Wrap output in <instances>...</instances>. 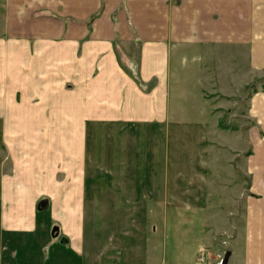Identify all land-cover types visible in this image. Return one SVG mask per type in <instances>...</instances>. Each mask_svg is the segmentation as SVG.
<instances>
[{"label":"crops","instance_id":"crops-1","mask_svg":"<svg viewBox=\"0 0 264 264\" xmlns=\"http://www.w3.org/2000/svg\"><path fill=\"white\" fill-rule=\"evenodd\" d=\"M3 6L0 117L12 158L11 166L0 172L3 241L30 234L41 200L51 202L41 213L64 223L70 239L63 236L61 241L73 244L83 241L84 220L94 208L105 210L101 195L106 204L113 199L114 205L107 207L113 217L122 211L145 216L149 206L137 204L148 195L141 194L144 181L136 172L141 165L135 162L134 139H153L154 146H147L151 158L145 163L146 175H141L146 184L152 183L154 152L164 148L165 153L166 146L168 154L180 152L185 139H192L189 147L196 149L210 139L218 109L231 104L227 91L235 82L240 51L245 50L252 71L264 72V0H3ZM119 47L138 49L137 71L122 64ZM18 92L19 104L13 99ZM10 105L17 110L4 113ZM251 107L248 118L257 122L251 168L262 186L264 91L253 95ZM87 123L113 129L132 151L123 161L118 152L109 161L107 168L120 173L101 183L113 187L111 195L91 191ZM227 145L235 146L233 140ZM105 162L99 160V169L106 168ZM240 196L245 225L239 234L244 251L239 264H264V189L252 197ZM71 255L79 253L73 249Z\"/></svg>","mask_w":264,"mask_h":264},{"label":"rangeland","instance_id":"rangeland-1","mask_svg":"<svg viewBox=\"0 0 264 264\" xmlns=\"http://www.w3.org/2000/svg\"><path fill=\"white\" fill-rule=\"evenodd\" d=\"M4 14L3 0H0V35ZM13 28L17 30V27ZM118 52L122 64L137 71L138 49L128 48L125 51L119 47ZM128 53L133 57L126 58ZM244 54L245 50H242L235 58V82L227 91L231 95V104L228 102L226 107L218 109V125L211 130L210 139L202 142V147H189L192 139H185V142H180V152L171 151L168 154L167 146L165 153L164 148L163 153L161 150L154 152L155 161L151 168L153 181L146 184L142 176L146 175V160L151 158L149 151L147 155V146L150 143L154 146V142L153 139L148 141V136L134 139L133 150L137 151L139 157L135 162L141 165L136 172L140 175L139 179L144 181L140 190L141 194L148 195L137 204L149 206L145 216L135 211H122V216L113 217L114 212L107 210L108 206L114 205L113 199L108 201V205L106 197L101 195L99 202L104 206L106 215L98 216L103 212L99 210L101 208H94L93 215L84 220L83 241L76 240L73 244L71 241H61V237H68L64 223L54 221L49 214L45 215L47 213H41V209L51 204L49 199L41 200L40 211L35 215L36 227L29 230V235L20 240L9 237L8 241L0 237V264H222L227 252H231L228 264H239L244 253L239 249V234L245 225V210L240 195L245 198L249 194L252 197L264 189V185L258 186L256 171L251 168V160L256 152L252 134L257 122L255 118H248L253 95L264 91V72L252 71ZM138 84L143 85V82ZM13 99L21 103L22 94L18 92ZM35 100L39 102L31 99ZM41 108L43 113H48L47 106ZM14 109L17 110V106L10 105L4 108V113L13 114ZM222 110L226 113L223 114ZM214 121L211 120V123ZM87 129L90 131L91 151L90 166L86 172L91 180V191L97 195L102 189L111 195L113 187L101 183L104 179L110 182L120 173L107 168L108 164H112L109 161L113 162L117 152L118 159L123 161L127 152L132 151H129L130 146L126 142L119 141L112 134L113 129L97 123H87ZM127 130L134 129L128 127ZM3 131L4 121L0 117V172L5 165L10 167L12 164ZM155 138H158L157 135ZM230 140L235 144L232 150L227 145ZM241 147L245 149L244 152H241ZM99 160L107 161L103 164L105 169H99L102 166L98 164ZM149 171L148 176L151 174ZM232 196L233 202L230 201ZM3 213V203L0 202V222ZM12 220L15 219L11 217ZM50 221L54 224L48 223ZM83 247L84 253L80 254ZM73 249L79 253L78 256L71 255Z\"/></svg>","mask_w":264,"mask_h":264},{"label":"water","instance_id":"water-1","mask_svg":"<svg viewBox=\"0 0 264 264\" xmlns=\"http://www.w3.org/2000/svg\"><path fill=\"white\" fill-rule=\"evenodd\" d=\"M230 256H231V252H227L223 261H222V264H228V260H229Z\"/></svg>","mask_w":264,"mask_h":264}]
</instances>
